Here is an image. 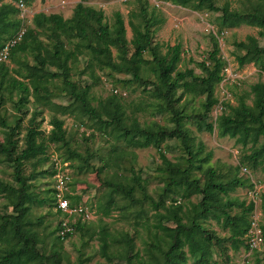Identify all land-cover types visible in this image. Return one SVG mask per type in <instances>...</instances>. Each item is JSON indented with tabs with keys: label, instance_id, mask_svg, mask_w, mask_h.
<instances>
[{
	"label": "trees",
	"instance_id": "obj_1",
	"mask_svg": "<svg viewBox=\"0 0 264 264\" xmlns=\"http://www.w3.org/2000/svg\"><path fill=\"white\" fill-rule=\"evenodd\" d=\"M15 1L17 0L8 2L0 0V49L21 27L22 21L18 17L20 9L14 4ZM22 1L29 5L32 0ZM83 1L85 0L75 4L72 15L68 18L57 13H35L32 18L34 26L25 29L21 40L9 52V58L13 60L18 54L31 53L39 68L54 67L57 71L51 72L49 76L62 77L69 88L71 100L65 104L52 103L48 95L49 80L36 72H31L26 76L28 81H23L17 77H22L23 74L15 69V75L5 79V88L21 93L16 106L18 109L25 106L30 97H34L36 101L44 99L46 100L43 101L44 104H50L57 112L77 113L78 116L86 117L93 123L94 130L116 141L121 140L126 146L133 148L153 146L158 149L161 159L159 169L164 177V185L157 199L148 194L147 180L132 166L129 167L130 176L114 181L103 179L102 184L106 187V193L104 201L98 205V210L105 216L110 214V208L116 202L115 196L135 202L139 199L135 197L136 192L141 199L149 200L156 210L163 209L157 212L155 227L158 234L155 233L154 240L145 245L141 255L138 251L131 253L130 240L133 235L128 231H123L119 238L114 237L109 241L108 231L102 227L99 233L100 252L107 260L114 256L128 261V264H131L133 258H138L140 264H216L215 256H218L224 258V262H228L230 257L226 252L227 248L237 249L244 241L246 243L250 227L249 215L254 210L255 201L253 198L247 200L232 196L227 187L237 184L249 187V191L254 190L248 167L252 169L260 167L264 175V82L257 81L250 85L251 104L246 102L245 95L237 97L235 105L223 102L224 106H228L229 112L221 114L218 118L217 128L220 136L234 138L235 142L243 146L251 143L250 152L244 153L240 161V164H245L240 166L245 178L235 173L219 171L210 165L212 152H205L203 143L195 142L194 135L185 123L193 119L199 127L200 122H204L209 131L213 130V124L207 122L206 117L212 106L219 102L215 89L223 79L226 67V62L221 56L218 36L226 29L240 25L264 29V0H248L249 6L243 9L231 8L228 2L218 5L216 0H164L196 11L217 12L219 26L216 33L211 34V49L205 59L201 61L191 59V62L200 69V73H196L193 67L178 69L183 51L179 42L167 46L163 52L161 45L153 41V34L164 19L155 12L154 7L149 8L148 0H134L137 7L130 11L129 25L132 38L129 41L126 37L124 19L119 11H114L113 21L109 24L102 10L85 5ZM133 17L137 19L136 22ZM44 27L47 31L40 29ZM40 34L46 35L48 45L39 38ZM259 35H262L261 31ZM66 43H70L72 47H68ZM233 45L239 51L235 56L238 66L254 62L264 70V45H259L253 35H246L244 40L234 41ZM112 47L117 51L115 57L112 55ZM85 51L89 56L86 69L92 79L95 77V67L101 71L107 69V75L112 73L130 75L128 79L117 80L124 85L127 80L141 84L147 95L152 98L150 106L153 111L168 113L172 125L156 121L140 122L135 115L137 109L129 113L126 111L122 101L126 93L123 94L115 85L111 88V95L98 100L97 104H92L90 90L96 81L80 85L71 79L72 65L79 56L86 54ZM240 51L243 53L240 54ZM0 65H3V62ZM95 79L98 80V77ZM43 90L45 95L40 94ZM187 95L204 96L200 108L191 107L194 110L191 114L184 111L185 106L180 107L181 99ZM26 113L27 110L21 112L14 124H8L0 118V125L3 130L5 129V141L0 139V162L12 165L14 181V184L7 183L0 178V194L11 206L15 218L27 215L31 205L38 199L29 181L32 175L24 173L26 163L33 167L48 163V167L42 172L52 177L51 186L45 191L50 193V197L46 195L38 200L48 198L50 205L55 207L56 168L50 152L53 146L58 158L69 162L70 169L72 160H78L76 167L79 171L95 170L99 173L102 167L108 164L106 162L102 167H94L89 161L91 153L83 155L75 149L68 150L64 120L56 115L52 116L51 127L46 135L40 129L39 123L26 127L22 146H19L18 135L22 118ZM172 139L180 143L184 152L177 161L170 160L161 148L163 143ZM61 147L67 148L64 156L59 152ZM243 167L247 171H243ZM72 178L71 169L67 182L68 191L65 192L70 206L82 204L93 211L81 193L74 189ZM171 192L180 194V198L185 199L187 204H182L176 197H171V202L166 204L164 197L169 196ZM192 195H196L197 201L190 199ZM262 205L264 206V196ZM54 211L61 216L56 224L55 233L61 228L63 218L68 219V224L73 227V231L66 233L64 237L56 235L60 242L69 239L76 232L84 234L89 228L88 222L93 220V218L83 220L76 214L69 215L58 209ZM207 219L214 220L227 230V234L220 236L214 229L205 227L203 222ZM261 227L264 234V226ZM113 242L117 245L115 254L109 252ZM39 243L37 230L28 229L22 232L19 224L11 221L7 215L0 214V264H61L63 259L59 250L52 249L50 253H45L38 246ZM245 245L247 247V243ZM257 261L259 262V259ZM262 262L264 264V254Z\"/></svg>",
	"mask_w": 264,
	"mask_h": 264
},
{
	"label": "rangeland",
	"instance_id": "obj_2",
	"mask_svg": "<svg viewBox=\"0 0 264 264\" xmlns=\"http://www.w3.org/2000/svg\"><path fill=\"white\" fill-rule=\"evenodd\" d=\"M3 1L8 2L11 0ZM79 1L32 0L29 5L25 4V10L22 13L20 12L18 17L22 19V25L25 28L34 26L32 18L37 12H43L45 14L57 13L64 18H68L72 15L74 6ZM148 2L149 8L151 9V6L154 7L155 12L164 19L163 23L157 26L153 34V41L161 45L160 47L163 52L167 46L179 42L183 51L181 61L177 66L178 69L183 70L187 67H193L196 73H200V69L191 62V59L201 61L206 58L207 52L211 49V34H215L219 26L217 12L206 10L196 11L174 5L164 0H148ZM216 2L218 5L228 2L231 8L236 9H243L249 6L248 0H216ZM83 4L91 6L96 10H102L105 20L109 24L113 21L114 11H119L124 19L127 40L129 41L132 38L129 21L131 19L130 11L137 7L134 0H85ZM132 19L134 22L137 20L135 17ZM40 29L47 31L45 30L47 29L46 27ZM260 31L262 35H259ZM246 35H253L258 40L259 45H264V29L255 26L240 25L226 29L222 35L218 36L221 56L225 60L226 67L228 66L231 76L216 86L215 94L219 101L225 102L226 93H228L227 101L232 105L237 104V97L240 95H245L246 102L251 104L252 94L250 93V85L257 81L264 82V70L260 69L258 64L250 62L243 66H238L235 60V56L239 51L235 49L233 42L244 40ZM39 38L42 39L44 44H49L46 35L40 34ZM66 45L72 47L70 43H66ZM85 53L79 56L78 60L72 65L71 79L80 85L92 83L94 80L96 81L90 90L92 104H97L98 100L105 99L111 95V88L115 85L119 91L126 93L122 100L125 104L126 111L129 113L131 110L137 109L135 115L140 122L148 123L156 121L160 124L172 125L168 113L153 111V108L150 106L152 98L147 95L141 84L131 80H127L125 85L118 82L120 79H128L130 75L124 73L107 75V69L101 71L95 67L94 75L98 77V80L95 77L92 79L86 69L89 56L86 51ZM242 53L240 51V54ZM112 55L114 57L117 55V51L113 47ZM2 69L4 70L2 71ZM15 69L23 74L22 77L17 76L18 79L23 81H28L26 76L31 72H36L38 75H42V78L48 79V95L52 103H68L71 100V96L69 88L61 76L53 78L49 76L51 72L57 70L52 66H46L45 69L39 68L31 53L18 54L14 56V60L9 58L8 61L3 62V65H0V118L8 124H14L17 117L21 115L20 113L27 110L26 115L23 116L21 121V129L18 135L19 146H22V137L26 127L30 126V124L39 123L40 129L46 135L51 127L50 120L52 116L56 115L64 120L68 150L75 149L83 155L91 153L92 157L89 161L94 167H102L106 162L108 164L106 167H102V170L97 173L95 170L79 171L76 167L78 160L70 161L72 164L74 189L81 193L87 205L93 209V220L88 222L89 228L84 234L76 232L63 242H60L56 238L58 234L55 233V227L61 216L54 211L55 207L50 205L47 200L48 198L43 201L38 200L44 198L46 195L50 197V193L48 194L45 191L50 188L52 177L42 172L46 170L48 163L38 164L36 167H33L30 163H26L24 166V173L26 175H32L29 181L33 185L32 190L35 196L38 197L37 201L31 205L30 212L23 217L15 218V213L12 212L11 206L8 205L7 200L0 194V214L7 215L11 221L19 224L22 232L28 229L37 230L40 239L38 246L45 253H50L52 249L59 250L63 259L61 264H128V261L119 257L111 256V260H107L106 257L102 256L99 240L101 228L105 227L107 229L109 241H112L114 237L119 238L123 231H128L130 235H133V238L130 240L131 253L138 251L141 255L143 254L145 245L154 240L155 233L158 234L155 227L157 223V212L163 211V209L159 208V210H156L149 200L141 199L139 193L136 192L135 197L139 199L135 202L125 201L121 197L115 196L116 202L110 208V214L105 216L102 211L98 210V205L104 201L106 193V187L102 182L103 179L114 181L118 180V178L123 179L124 176H130L131 171H129V167L132 166L135 171L139 172L147 180L148 194L153 199H157L164 185V177L159 169L161 159L159 158L158 149L153 146L145 148L126 146L123 141H116L112 137L94 130L92 128L93 123L86 117L78 116L77 113L62 114L57 112L50 104L45 105L43 101L46 100L44 99H41L42 101H36L34 97H30L25 106L18 109L16 106L18 105L21 93L17 90H7L5 88V79L10 77V75H15ZM40 94L45 95L46 93L43 90ZM203 100V95L194 97L187 95L181 99L180 107L185 106L184 111L191 114V111H194L191 107L194 106L196 109L200 108ZM184 103L186 105H183ZM228 112L229 108L227 105L223 109L218 108V103L212 106L206 117V121L213 124L212 131H209L205 127L204 122H200L199 127V124L193 119L186 121L185 125L189 128L192 135H194L195 142L203 143L205 152H212L209 162L210 165L219 171L228 174L235 173L245 178L240 169V166L245 164H240V161L244 153L250 152L251 143L243 146L235 142L234 138L220 136L218 134V118L221 114ZM4 131L5 129L3 130L0 125V139L3 141H5ZM53 147L50 149V152L53 151L52 154H57ZM67 148L61 147L59 149L62 156L65 155ZM161 148L172 161H177L184 155L180 143L175 139L166 141L161 145ZM248 169L256 192L253 196L255 207L249 215V219L256 218L261 227V225L264 226V206L262 205L264 175L260 167L254 169L248 167ZM12 170L11 164L0 162V178L4 182L14 184ZM119 175L122 176L119 177ZM227 190L232 196L247 200L252 198L248 192L250 188L247 186L232 184L227 187ZM179 195L171 192L169 196H165L166 204L171 202V197H176L181 200L182 204L186 205L187 201L180 198ZM190 199L197 201L198 198L196 195H192ZM203 225L207 228L214 229L220 236L227 234V230H224L214 220L207 219L203 222ZM261 230L262 244L257 250L250 251L244 241L237 249L227 248L226 252L230 257L228 262H224V258L215 256L217 260L216 264H263L264 234L262 227ZM227 246H229V242H227ZM116 247L115 242L111 243L109 252L115 254ZM137 259L133 258L131 264H140ZM257 259H259V262Z\"/></svg>",
	"mask_w": 264,
	"mask_h": 264
},
{
	"label": "built area",
	"instance_id": "obj_3",
	"mask_svg": "<svg viewBox=\"0 0 264 264\" xmlns=\"http://www.w3.org/2000/svg\"><path fill=\"white\" fill-rule=\"evenodd\" d=\"M14 4L20 9V12L25 10V3L22 0H17ZM19 12V13H20ZM22 21V19H21ZM25 27L21 23V27L18 31L8 39L0 49V63L6 62L9 59L10 49L21 40L23 33L25 32ZM229 76V77H228ZM231 76V72H229L228 66L224 68V77L221 82L226 81ZM125 94V92H122ZM226 99H228V93H226ZM229 102V101H227ZM218 108L223 109L224 104L222 101L218 102ZM53 152V151H52ZM51 157L55 160L54 166L56 168V172L54 173V188L56 190L55 197V209L60 210L63 213H68L69 215L76 214L81 217L83 220L92 219V210H89L82 204H77L70 206V201L65 197V192L68 191L67 182L70 179V168L68 161H62L58 158L57 154H52ZM243 171H247L245 167L242 168ZM249 194L253 198L256 194L255 190L249 191ZM73 231V227L68 224V219H64L61 222V228L58 229L57 234L61 237H64L66 233H71ZM246 243L247 248L250 251L258 249L262 244V230L256 218H250V227L246 235Z\"/></svg>",
	"mask_w": 264,
	"mask_h": 264
}]
</instances>
